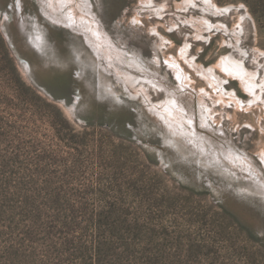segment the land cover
<instances>
[{"label": "rangeland", "instance_id": "374dc122", "mask_svg": "<svg viewBox=\"0 0 264 264\" xmlns=\"http://www.w3.org/2000/svg\"><path fill=\"white\" fill-rule=\"evenodd\" d=\"M151 1L91 3L113 42L140 58L136 69L99 56L79 28L54 22L43 0H0V254L56 256L38 244L54 224L55 236L65 227L79 236L66 257L264 264V0H212L230 7L224 12L204 0ZM170 56L196 89L212 92L206 155L154 111L166 86L180 89ZM227 56L255 84L253 94L214 68L238 104L220 101L198 71ZM116 67L141 79L126 81ZM197 101L179 95L193 120ZM224 147L242 161L226 159Z\"/></svg>", "mask_w": 264, "mask_h": 264}, {"label": "bare ground", "instance_id": "6f19581e", "mask_svg": "<svg viewBox=\"0 0 264 264\" xmlns=\"http://www.w3.org/2000/svg\"><path fill=\"white\" fill-rule=\"evenodd\" d=\"M44 11L51 19L58 24H65L70 28H79L81 32L87 36L88 43L92 47V49L99 55L103 57H107L114 64L115 61H120L126 63V65H130L131 67H135L136 69L142 68V63L140 62V58L137 55L129 56L127 50L122 47L116 45L108 33L101 26L100 20L96 17L95 14L91 11V3L92 0H82L80 3H76V6L71 7L69 2L73 0H43ZM76 1V0H75ZM148 3L152 2L151 0L147 1ZM187 2H191L194 0H186ZM205 7L214 12L220 11H228L230 7H220L212 0H204ZM77 8L80 10L77 13ZM190 21H198L201 25H206L207 28L212 29L214 26L218 27L219 25H214L213 22L206 17H194ZM156 30V29H154ZM159 32V31H158ZM160 33V32H159ZM165 38V37H164ZM166 39V38H165ZM181 55L186 56L187 47H181ZM187 60L188 58L185 57ZM159 60V58H157ZM169 69L173 70L176 73L178 78V83L180 85V89H171L166 86V92L169 94L167 100L164 104L160 106H154L155 113L161 115L163 117V121L167 124V126L172 129L175 133L180 134L181 137H185L194 145V147L200 148V151L205 155L208 154L209 148L206 147V143H211L212 136L209 135L210 131L213 129V125L211 124L212 118V107H210L206 101L208 94L211 95L212 92L208 89H196L193 86V77L188 74V72L183 68L182 63L179 60V56H170L167 58ZM129 67V66H128ZM221 67L223 71H225L230 77H234L235 80L239 79L243 87L247 89L249 92L254 94V82L251 79L246 77L247 71L244 65L235 59L227 56L223 57L218 63H216L212 68L206 69L204 67L198 68V71L202 74V77L208 81L210 87L214 89L218 96L220 97V101H227L226 98L232 99L236 104L240 103L241 99L239 96L231 92L228 96L224 93L223 83L225 82V78L222 79L216 72L214 68ZM117 70L120 67H116ZM119 75L122 74L126 78V81L136 82L141 79L138 75L131 74L126 70H119ZM253 74V73H252ZM183 93H193L198 97V107L196 109L195 114L196 119L193 120V115H189L186 108L179 102V95ZM225 95V96H224ZM206 132V134H204ZM212 144V143H211ZM222 153L226 157V159H231L237 161H242L241 157H238V153L234 148H226L222 149ZM262 157V161L264 163V149L261 150L260 153ZM217 156V155H216ZM218 157V156H217ZM238 157V158H237Z\"/></svg>", "mask_w": 264, "mask_h": 264}, {"label": "trees", "instance_id": "16d2710c", "mask_svg": "<svg viewBox=\"0 0 264 264\" xmlns=\"http://www.w3.org/2000/svg\"><path fill=\"white\" fill-rule=\"evenodd\" d=\"M261 8L263 5L261 2H254L255 8L256 6ZM54 218H56L55 221L61 220L60 213L54 214ZM43 225L41 224L39 228H42ZM54 224H49L48 230H46L47 237L43 239V243L39 242V245H43L44 243L48 245V248H52L53 253L56 256H45V255H26V254H7V253H1L0 254V264H145L144 261L140 260H121V259H102V258H95L94 256L91 258H83V257H66L68 256L69 250H66V244L68 241L75 242L79 238V236H76L74 238L67 237L66 233V227L64 230H59V236H55L54 230H51ZM67 226V225H66ZM69 229V227L67 226ZM70 234V233H68ZM50 240V242L47 243V241ZM37 243V241H36ZM106 245V243H104ZM80 246L83 248H86L87 246L84 244L83 241L80 240ZM109 247V246H104ZM39 247H35L34 249L37 250ZM128 248V247H127ZM78 250V249H77ZM83 249H80L79 251L82 252ZM88 250V249H87ZM90 250V249H89ZM92 250V249H91ZM37 252V251H36ZM130 253L131 255H136V252H133L130 247L128 248L127 253ZM35 254V253H34ZM150 264H154L155 261H149Z\"/></svg>", "mask_w": 264, "mask_h": 264}]
</instances>
